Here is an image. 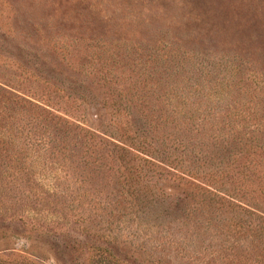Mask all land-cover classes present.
Returning <instances> with one entry per match:
<instances>
[{
	"label": "rangeland",
	"instance_id": "1",
	"mask_svg": "<svg viewBox=\"0 0 264 264\" xmlns=\"http://www.w3.org/2000/svg\"><path fill=\"white\" fill-rule=\"evenodd\" d=\"M0 264H264V0H0Z\"/></svg>",
	"mask_w": 264,
	"mask_h": 264
}]
</instances>
